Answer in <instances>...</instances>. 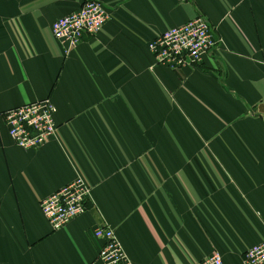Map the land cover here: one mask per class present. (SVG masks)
Wrapping results in <instances>:
<instances>
[{
	"label": "crops",
	"instance_id": "0c3cea01",
	"mask_svg": "<svg viewBox=\"0 0 264 264\" xmlns=\"http://www.w3.org/2000/svg\"><path fill=\"white\" fill-rule=\"evenodd\" d=\"M84 0H0V264H104L98 226L132 264H242L264 237V0H99L74 46L51 24ZM202 15L219 43L199 64L149 42ZM49 97L55 134L21 149L3 112ZM81 175L87 209L53 229L40 200Z\"/></svg>",
	"mask_w": 264,
	"mask_h": 264
},
{
	"label": "built area",
	"instance_id": "2783aa9c",
	"mask_svg": "<svg viewBox=\"0 0 264 264\" xmlns=\"http://www.w3.org/2000/svg\"><path fill=\"white\" fill-rule=\"evenodd\" d=\"M108 13L99 0H84L78 10L57 18L51 24L53 36L68 46L76 45L83 34L100 30ZM219 43L208 20L195 15L184 23L165 29L148 44L156 63L172 70L199 64ZM56 106L49 97L30 101L3 112L7 131L13 143L21 149L35 148L56 132ZM92 187L83 176L40 200V210L53 229H60L87 209ZM94 236L102 240L98 259L104 264H132L113 229L98 226ZM191 264H224L221 254L213 251L202 260ZM242 264H264V237L243 254Z\"/></svg>",
	"mask_w": 264,
	"mask_h": 264
}]
</instances>
